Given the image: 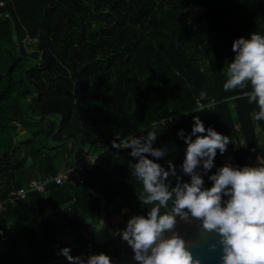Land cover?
<instances>
[{
  "label": "trees",
  "instance_id": "16d2710c",
  "mask_svg": "<svg viewBox=\"0 0 264 264\" xmlns=\"http://www.w3.org/2000/svg\"><path fill=\"white\" fill-rule=\"evenodd\" d=\"M254 31L264 34V0H0V198L74 168L70 181L0 213V264L64 258L57 253L69 245L73 255L122 259L116 240H95L103 198L88 190L106 199L105 218L121 205L142 211L130 149L113 148L115 134L174 117L154 147L169 149L164 166L179 152V167L186 145L177 132L199 115L238 143L218 150L216 167L264 159L249 88L223 90L234 38ZM201 90L212 107L192 112ZM87 154L98 155L90 171L81 169Z\"/></svg>",
  "mask_w": 264,
  "mask_h": 264
},
{
  "label": "clouds",
  "instance_id": "9594fccd",
  "mask_svg": "<svg viewBox=\"0 0 264 264\" xmlns=\"http://www.w3.org/2000/svg\"><path fill=\"white\" fill-rule=\"evenodd\" d=\"M231 50L234 55L224 72L223 90L249 88L247 101L256 106L251 118L264 122V34L254 31L234 38ZM207 97V91L201 90L199 107L192 112L211 108L201 103ZM170 118L139 135L112 141L115 149H130L131 176L142 185L138 197L142 211L133 213L126 226L112 235L131 250L133 264H264V159L216 167L218 150L223 155L230 143H238L213 126L206 128L194 115L191 131L177 132L186 145L182 163L177 167L168 160L164 166L157 161L169 149L154 144L158 128ZM57 254L69 264H120L103 251L73 255L70 245Z\"/></svg>",
  "mask_w": 264,
  "mask_h": 264
},
{
  "label": "built area",
  "instance_id": "2783aa9c",
  "mask_svg": "<svg viewBox=\"0 0 264 264\" xmlns=\"http://www.w3.org/2000/svg\"><path fill=\"white\" fill-rule=\"evenodd\" d=\"M161 120L167 121L168 118H164V119H161ZM173 120H174V117H171L169 119V121H173ZM159 121L160 120H158L157 122H159ZM157 122H154V123L142 128L141 130H139V131H137V132H135L133 134H137V133L140 134L143 129L149 128L153 124H156ZM127 136H122L120 134L113 135V137L111 139V145H112L113 139H115L116 137H119L120 139H123V138H125ZM97 157H98V155H96V154H87L86 160L83 161V163L81 164V169L86 168L87 171L92 170ZM228 160H230V158ZM73 170H74L73 167L68 166L67 168L63 169L61 172H59L55 176H51V177L46 178L44 180H42V179H34L28 184V186L22 187L20 189L13 190L8 195L7 198H0V213L3 212L7 208V205L9 203H16L19 200L26 198L28 193H30L32 191H38V192H41V193H46L47 192L46 185L48 183H50V182H55L57 184H63L65 182H67V181H70L72 179ZM0 238H2V239H6L7 238V236L5 235V232H4L3 229H0ZM29 264H34V263L30 262Z\"/></svg>",
  "mask_w": 264,
  "mask_h": 264
},
{
  "label": "water",
  "instance_id": "95a60500",
  "mask_svg": "<svg viewBox=\"0 0 264 264\" xmlns=\"http://www.w3.org/2000/svg\"><path fill=\"white\" fill-rule=\"evenodd\" d=\"M98 195H100L102 198H103V205L101 207V210H100V218H99V223H98V230L95 234V240L97 242H106L108 240H116L117 243H118V246L119 248L121 249V252H122V259H115L117 261H120V264H125V261H126V264H133V262L131 261L130 257H131V250L130 249H125L123 243L121 242L120 238L119 237H114L112 235L113 232L116 231V229H114V222L112 221V219H106L105 218V212H106V206H107V201L106 199L100 194L98 193L97 191L93 190V189H88ZM129 208V207H127ZM130 209V208H129ZM112 217V215H111ZM101 220H103V224H101ZM126 226V220H124L123 222V226L124 227ZM106 229L110 232L109 235L107 236H104L103 238L100 239L102 233H103V230ZM83 255H87L85 253H81ZM80 255V254H79ZM114 259V258H113ZM42 264H69V262L66 260V258H59V259H55V260H52V261H49V262H45V263H42Z\"/></svg>",
  "mask_w": 264,
  "mask_h": 264
},
{
  "label": "rangeland",
  "instance_id": "374dc122",
  "mask_svg": "<svg viewBox=\"0 0 264 264\" xmlns=\"http://www.w3.org/2000/svg\"><path fill=\"white\" fill-rule=\"evenodd\" d=\"M179 154L180 153L178 152L177 154L171 155L168 160H172V161L175 160L179 156ZM256 162H257V160L254 162V164ZM125 209H126V211H125ZM118 215H122L123 218H125V219L127 218L128 219L132 215V213H131V210L129 208L127 209L126 206L121 205L120 206V212L118 213ZM21 249L24 251V257L27 258L26 257L27 253H25V243L21 244Z\"/></svg>",
  "mask_w": 264,
  "mask_h": 264
},
{
  "label": "flooded vegetation",
  "instance_id": "af4514ba",
  "mask_svg": "<svg viewBox=\"0 0 264 264\" xmlns=\"http://www.w3.org/2000/svg\"><path fill=\"white\" fill-rule=\"evenodd\" d=\"M118 213L119 212H115V211H111L110 213H109V216L106 218L107 220L108 219H112V221L114 222V229H116V230H118V229H123L124 227H122L123 226V222H124V220H126L127 221V218L125 219V218H123V216L122 215H118ZM111 215H112V217H111ZM116 216H118V217H116Z\"/></svg>",
  "mask_w": 264,
  "mask_h": 264
},
{
  "label": "crops",
  "instance_id": "0c3cea01",
  "mask_svg": "<svg viewBox=\"0 0 264 264\" xmlns=\"http://www.w3.org/2000/svg\"><path fill=\"white\" fill-rule=\"evenodd\" d=\"M128 209V208H127ZM116 217H118V216H116Z\"/></svg>",
  "mask_w": 264,
  "mask_h": 264
}]
</instances>
